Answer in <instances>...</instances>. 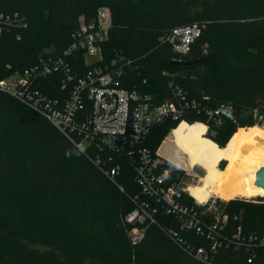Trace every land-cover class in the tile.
Returning <instances> with one entry per match:
<instances>
[{
    "label": "trees",
    "instance_id": "obj_1",
    "mask_svg": "<svg viewBox=\"0 0 264 264\" xmlns=\"http://www.w3.org/2000/svg\"><path fill=\"white\" fill-rule=\"evenodd\" d=\"M100 5L112 11L102 62L128 61L125 86L162 101L172 98V81L201 105L228 102L235 114L215 123L202 108L192 109L154 125L141 146L154 152L181 120L205 121L206 135L220 146L238 127L261 124L256 117L264 118V0H0V11L17 10L27 20L19 38L15 31L0 36V77L28 66L46 49L66 47L79 19H92ZM195 21L204 27L186 53L160 40L165 30ZM74 64L87 67L84 56ZM96 153L104 166H118L117 183L93 162ZM182 177L188 178L182 169L169 166L170 180ZM135 196L156 205L141 193L127 155L81 151L44 116L0 91V264H207L187 254L169 230L195 245L207 247L208 241L159 208L142 239L132 243L124 216L136 207ZM184 200L194 198L185 193ZM258 200L216 199L227 215L224 233L238 225L243 234L264 233V197ZM213 261L264 264V248L253 254L220 248Z\"/></svg>",
    "mask_w": 264,
    "mask_h": 264
},
{
    "label": "built area",
    "instance_id": "obj_2",
    "mask_svg": "<svg viewBox=\"0 0 264 264\" xmlns=\"http://www.w3.org/2000/svg\"><path fill=\"white\" fill-rule=\"evenodd\" d=\"M26 26V17L19 11H0V36L3 32L15 31L19 38V30ZM111 26L110 7L98 6L92 19H79L66 47L46 49L28 66L0 77V91L44 116L81 151L93 147L97 151L108 150L128 156L141 193L156 202L152 206L146 199L136 201L137 196L133 198L137 205L124 216L125 221L131 224L128 237L132 243L142 239L146 223L154 220L153 213L159 208L176 217L181 229L193 231L208 241L207 247L195 245L179 236L174 229L169 230L175 242L198 261L214 264L213 254L220 248L242 247L252 254L256 248H264V233L243 234L240 225L231 233H224L227 215L217 209L215 200L209 203L184 200V194H189V180L197 175L191 171L192 168L185 171L188 178L170 180L169 166L172 162L159 152L161 144L154 152L141 146L149 130L166 119L176 120L185 112L202 108L213 122L219 123L223 114L217 108L201 105L202 100L188 97L172 81L169 82L172 98L162 101L137 88L125 86L123 75L128 61L115 57L102 62L101 45ZM203 27L204 23L199 21L174 26L165 30L160 40L169 43L177 53H186ZM96 55L99 56L97 59L87 62V56ZM80 56L85 57L87 67L84 70L75 69L74 63ZM56 85L58 93H53ZM92 160L112 182L117 183L118 166H104L99 153ZM251 258L249 255L247 261Z\"/></svg>",
    "mask_w": 264,
    "mask_h": 264
},
{
    "label": "bare ground",
    "instance_id": "obj_3",
    "mask_svg": "<svg viewBox=\"0 0 264 264\" xmlns=\"http://www.w3.org/2000/svg\"><path fill=\"white\" fill-rule=\"evenodd\" d=\"M159 152L182 168L199 165L204 169L199 180L187 187L199 203L213 195L226 200L234 196L264 195V188L254 185L264 165V125L240 126L220 146L206 136L204 123L182 120L163 140ZM222 160L226 163L220 167Z\"/></svg>",
    "mask_w": 264,
    "mask_h": 264
},
{
    "label": "rangeland",
    "instance_id": "obj_4",
    "mask_svg": "<svg viewBox=\"0 0 264 264\" xmlns=\"http://www.w3.org/2000/svg\"><path fill=\"white\" fill-rule=\"evenodd\" d=\"M158 17V19L160 20V21H162L163 22V18L161 17V16H159V15H156V18ZM162 35V34H161ZM99 56L98 55H96V56H87L86 57V60H87V62H90V61H93V60H95V59H97ZM207 120H208V123H210L211 124V119H209V118H207ZM256 120L257 121H259L261 124L260 125H264V118H262L261 116H257L256 117ZM200 122H202V123H204L206 126H208L207 125V123L204 121H200ZM206 130H207V128H206ZM170 131H171V129L166 133V135L162 138V140L160 141V143H159V145L163 142V140L167 137V136H169V134H170ZM206 136H208V135H206ZM231 136V135H230ZM208 137H210L211 138V135L210 136H208ZM230 138V137H229ZM158 145V146H159ZM161 154H162V152H160ZM96 154H92V157H94ZM183 158H185V156L183 155V154H180ZM223 161V160H222ZM171 162V161H170ZM221 163L222 162H220L219 163V166L221 167ZM226 163V161H224L223 162V164H222V167L224 166V164ZM171 166H175V167H178V168H180V169H182L183 170V172L185 173V175H187L186 174V170H188V169H190V168H182V167H180V166H178V165H176L175 163L173 164H170ZM194 170H193V173H196L197 175L194 177V179H190L189 181H191V184H194V183H196L198 180H199V178H200V176L204 173V169L202 168V167H200L199 165H195L194 167ZM192 170V169H191ZM181 179V178H180ZM179 180V179H178ZM191 196V195H190ZM192 197V196H191ZM259 197H264V195H259V194H256V195H253V196H234V197H232V198H230V199H228V200H231V199H234V198H237V199H251V201H259L258 200V198ZM216 199H221V200H223V201H227L226 199H223V198H221V197H219V196H215V195H213V196H211L209 199H208V203L209 202H211L212 200H216Z\"/></svg>",
    "mask_w": 264,
    "mask_h": 264
},
{
    "label": "water",
    "instance_id": "obj_5",
    "mask_svg": "<svg viewBox=\"0 0 264 264\" xmlns=\"http://www.w3.org/2000/svg\"><path fill=\"white\" fill-rule=\"evenodd\" d=\"M195 94L199 96L201 93L198 91H195ZM209 106L213 107V108H217L224 116H226L230 119H233L235 116V114L231 110V106L228 102L210 100ZM254 185L264 188V165H262L261 171L255 177Z\"/></svg>",
    "mask_w": 264,
    "mask_h": 264
},
{
    "label": "flooded vegetation",
    "instance_id": "obj_6",
    "mask_svg": "<svg viewBox=\"0 0 264 264\" xmlns=\"http://www.w3.org/2000/svg\"><path fill=\"white\" fill-rule=\"evenodd\" d=\"M193 170H194V168H192V170H191V171L193 172Z\"/></svg>",
    "mask_w": 264,
    "mask_h": 264
}]
</instances>
